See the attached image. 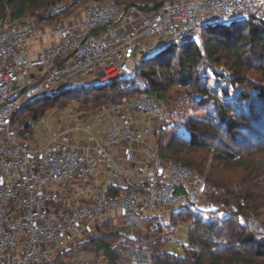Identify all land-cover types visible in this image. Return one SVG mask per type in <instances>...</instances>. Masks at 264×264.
<instances>
[{"label":"built area","instance_id":"built-area-1","mask_svg":"<svg viewBox=\"0 0 264 264\" xmlns=\"http://www.w3.org/2000/svg\"><path fill=\"white\" fill-rule=\"evenodd\" d=\"M62 2L50 0L36 16L0 20V264H51L57 253L109 219L139 230L168 210L195 209L204 195L189 166L163 159L158 151L143 181L112 154L122 143L140 144L154 134L149 119L163 122L169 116L163 98L143 92L108 103L102 110L104 142L94 148L72 146L70 135L83 130L78 123L50 130L44 146L33 143L30 121L18 117L27 103L78 90L94 77L102 83L133 77L143 58L171 43H199L209 25L252 16L264 20V0H165L152 11L117 0L93 1L78 21L61 19L47 27L51 41L33 52L29 41L42 37L46 23L40 19L63 10ZM207 98L189 85L180 96ZM123 156L135 160L130 146L123 147ZM99 176L109 189L93 193ZM77 180L88 202L70 204L65 194ZM121 253L129 264H153L146 246Z\"/></svg>","mask_w":264,"mask_h":264},{"label":"trees","instance_id":"trees-1","mask_svg":"<svg viewBox=\"0 0 264 264\" xmlns=\"http://www.w3.org/2000/svg\"><path fill=\"white\" fill-rule=\"evenodd\" d=\"M49 1L0 0V20L7 17L15 20L36 16ZM60 1L69 3L58 13L40 20L56 24L69 9L85 0ZM117 1L137 4L146 11L159 9L165 2V0ZM262 58L264 20L252 16L248 19L219 22L202 30L200 43L191 41L171 43L161 51L142 59L141 66L133 77H119L106 83L87 84L64 95H48L24 106L18 117L26 120V112L35 103L41 105L43 110L40 114L43 115L67 97L87 92H97L92 98L103 99L106 104L120 102L124 98H131L143 92L157 95L167 103L169 99L165 92L172 84L181 87L191 85L197 91L208 95L205 100H183L169 108V116L174 114L180 118V121L178 120L181 122L180 127H183L187 135L179 134L172 126L164 124L157 127L152 136L157 142V151L161 158L185 164L193 172L195 170L203 174L205 165H199L201 163L197 165L194 158L188 154L193 151L210 153L211 172L206 177L207 187L204 188V194L209 196L210 202L215 206V209L209 212L210 217L195 215L194 209L190 208L171 212L179 223L191 221L187 231V243L181 247V252L168 250L161 245L162 226L155 227L152 235L145 237L120 230L109 231L99 236L98 231L104 230L106 224L114 220L109 219L97 225L90 238L80 243L90 242L94 249L89 253L100 254L102 264H129L130 258L121 253V250H132L137 244L153 251V264H264V223L259 219L264 210V85L259 86L255 81L247 80L246 75L247 72L256 69L264 76ZM256 61L260 62L258 67L255 65ZM175 66L176 72L172 73ZM221 66L227 67L232 74L226 76L219 72ZM211 74L219 81L218 85L223 81L232 85L237 91L233 94L235 96L230 95L226 87L221 90L224 102L217 103L213 89L207 85ZM164 75H167V78H164ZM208 103H213L214 106L207 111L209 116L207 120L200 121L187 117L189 110L194 109L193 106L199 105L203 108ZM45 105L48 108H44ZM40 114L34 115L35 121L39 119ZM32 128L33 124L27 122L30 134ZM169 130L172 133L169 140L165 141ZM219 132L225 133L227 138L230 136L236 146L243 144L245 154L236 151V148L229 146L227 142H221L216 136ZM173 156L178 157L175 159ZM231 166L242 168L247 176L240 182H230L218 175L221 169ZM258 188L262 193L257 194ZM183 192L188 195L185 188ZM122 226L131 232L127 226ZM149 228H152V224ZM149 240H152L151 245L148 243ZM247 244L255 246L253 254L246 249ZM75 253L78 254L76 251H66L59 256V262L54 261L53 264L61 262L64 264L66 259Z\"/></svg>","mask_w":264,"mask_h":264},{"label":"rangeland","instance_id":"rangeland-1","mask_svg":"<svg viewBox=\"0 0 264 264\" xmlns=\"http://www.w3.org/2000/svg\"><path fill=\"white\" fill-rule=\"evenodd\" d=\"M93 1H105V0H85L83 3L69 9L68 13L61 16V19H71V20L78 21L83 7L87 3H90ZM154 1H162V0H154ZM62 3H64V5H66L65 7H67L69 2L64 1ZM43 25L45 27L51 28L53 24L44 23ZM200 42H201V37H200L199 43ZM156 52L158 51H155L154 53L149 54V56L155 54ZM259 61L261 62L262 60L259 59ZM259 63L257 61L255 62L256 67L259 66ZM174 72H176V66L175 68H173L172 73ZM219 72L225 74L226 76H230L232 74V72H230L228 68L224 66L220 67ZM167 75H164V78H167ZM246 75L248 77L247 80H253L259 86L264 85V78H263L264 76H262L261 71L253 69L247 72ZM209 77L210 79L207 80V85H209V87L213 89V94L215 93L214 97L215 99L218 100L217 103L224 102V96L221 90L225 89L226 87L228 88L230 95H233L234 93L237 92L236 89L232 87V85H228L224 81L220 82V85H218L219 81L214 77V74H211ZM98 83H102V82H100V80L94 77L91 79V81L88 84L93 85V84H98ZM186 86L181 87L180 85L172 84L171 87L167 88L165 94L167 95L169 99L167 101L169 107L174 106V104L183 102V100L180 99V96L182 94L183 89ZM189 87L191 90L197 91L194 88V86L189 85ZM96 93L97 92H92V93L87 92L86 94H78L77 96L67 97L66 99H64L62 103H59L57 104V106H54V108L49 109L43 115L40 114L41 111L43 110L41 105L37 103L33 104L31 106V109L26 112L27 113L26 121H30L33 124L32 132H31V141L35 144H38L39 146H44L48 142L50 130L64 129L66 128L67 124L73 125V123L80 124L83 130L77 133L74 132L73 134H71V138L77 137L79 139L86 140V141L91 139L92 138L91 134H94V135L97 134L98 129L103 124L102 122H103V119L106 118V114L102 112V110L105 109V107L108 105V103L106 104V101H104L103 99L98 98L97 100H95L94 98H92ZM210 100H212L213 102L212 98ZM213 103L215 104V102ZM213 103L211 104L208 103L203 108L199 107V105L193 106L194 109L191 111L189 110L187 117L189 119L200 120V121L207 120L209 117L207 111H210V109L213 108L214 106ZM44 108H48V106L45 105ZM98 110L99 112H102V115H97V116L95 114L93 115V113ZM36 113L40 115H39V119L35 121L34 115ZM89 118L90 120L87 121ZM179 119H180L179 117L173 114V116L171 115L168 116V118L163 122H160L154 119H149V121L151 122L154 130H156L157 127L164 126L165 124L167 126H172L173 127L172 129H174V131H177V133L187 135L188 133L183 130V127H180L181 122H178ZM167 133L168 135L166 136L165 141L169 140V137L172 132L171 130H169ZM216 136H218L221 139V142H227L229 146L235 147L236 151H239L241 154H245V149L243 148L244 147L243 144L236 146V144L231 140L230 136L227 138L226 134L222 132H219ZM151 138L153 139L155 143V146H156L155 150H157L158 149L157 142L153 138V136H151ZM188 155L189 156L191 155L194 158L197 165L199 163H201L199 165H205V171L203 174L200 172L197 173L195 170H194V173L196 172L195 174L197 177L195 181L199 183L200 181L197 180L199 179L203 183L204 188L207 187L206 177L211 172V165H212V157L210 153L208 151H193L192 153ZM175 157H178V156H175ZM175 157L173 156V158ZM149 169L150 168L147 166V171ZM218 175L221 176L224 180H227L230 182L231 181L240 182L241 180H243L244 177L247 176L245 170L239 167H234V166H231L230 168L228 167V168L221 169ZM260 193H262V190L258 188L257 194H260ZM213 209H215V206L210 202L209 196H206V194H204L203 197L198 202V204L196 205V208L194 209V213L195 215L206 218V217H210L211 214H209V212H211ZM171 212L172 211L168 210L163 216H157L153 219L150 218L145 222V225L143 226V228L139 230H133L131 232L124 229L119 221L112 220L106 224L107 227L104 228V230L98 231L99 236H103L105 235V233H108L109 231L120 230L123 232L132 233L135 236L138 235V236L145 237L146 235L149 236V234L152 235L155 227L162 226V230L160 231L161 240H162L161 245L167 248L168 250L181 252L182 250H179V247L183 248V245L187 243V231H188V227L191 224V221L179 223L177 218L173 216ZM259 219L262 220V222L264 223V210L262 211ZM150 224H152V228H149ZM89 236H87L84 240L75 243L67 250L57 253L56 256L54 257V261L59 262V259H60L59 256L62 255V253L72 250V251L78 252V254L75 253V254L70 255L71 258L70 257L67 258L64 264H87V263L88 264H102V256L100 254L89 253L94 249V246L89 244L90 242H87L85 244H80V243H83L85 240H88L90 238ZM151 242L152 240H149L148 243L151 245ZM246 249L248 250V252L252 254L255 252V246L252 244H249V245L247 244ZM251 259L256 260L255 258H251ZM53 262L51 264H53ZM60 264H63V263L61 262Z\"/></svg>","mask_w":264,"mask_h":264},{"label":"crops","instance_id":"crops-1","mask_svg":"<svg viewBox=\"0 0 264 264\" xmlns=\"http://www.w3.org/2000/svg\"><path fill=\"white\" fill-rule=\"evenodd\" d=\"M43 27V26H42ZM48 28L44 27L42 29V37L40 39L34 38L29 41V47L30 49L35 52L39 49L41 44H48L51 41V37L47 34ZM102 115L101 112L96 111L93 113V115ZM90 118L87 120L89 121ZM84 121V120H83ZM86 121V120H85ZM107 117L103 119V124L100 126V128L97 131V134H92L94 138L89 139L88 141L79 139L77 137L71 138V135L69 137L71 144L73 147L78 148L81 146H90L94 148V146L99 143L104 142V127L106 126ZM84 123V122H82ZM105 123V124H104ZM84 125V124H83ZM71 125L67 124L66 128H70ZM130 146L133 149L134 154V162L130 163L128 160H126L123 156V147ZM155 143L151 136H148L146 140L143 143L140 144H133V143H122L121 145L115 147L112 149V154L117 159L119 165L122 169H129L131 170L140 181H143L145 179L147 171V166L150 168V165L152 163V160L155 156ZM153 157V158H152ZM152 159V160H151ZM109 189L108 184L105 181L104 176L94 177V184H93V193L106 191ZM87 196L86 189L80 184V182L77 180L76 182H73L69 186V191L66 192L65 197L68 199L70 204H83L85 202H88L85 200ZM114 221H119L121 225H123L122 219H114ZM145 225V223H142V227ZM139 228V229H141Z\"/></svg>","mask_w":264,"mask_h":264}]
</instances>
